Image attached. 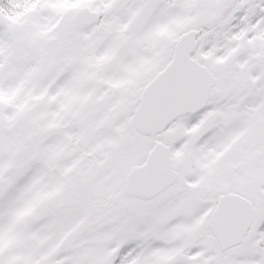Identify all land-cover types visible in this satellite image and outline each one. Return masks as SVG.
<instances>
[{
  "label": "snow or ice",
  "instance_id": "6c2138e0",
  "mask_svg": "<svg viewBox=\"0 0 264 264\" xmlns=\"http://www.w3.org/2000/svg\"><path fill=\"white\" fill-rule=\"evenodd\" d=\"M0 264H264V0H0Z\"/></svg>",
  "mask_w": 264,
  "mask_h": 264
}]
</instances>
